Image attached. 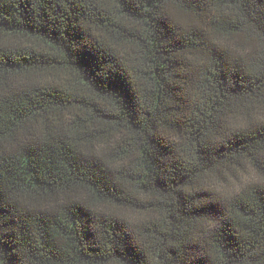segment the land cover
Segmentation results:
<instances>
[{
	"label": "trees",
	"instance_id": "16d2710c",
	"mask_svg": "<svg viewBox=\"0 0 264 264\" xmlns=\"http://www.w3.org/2000/svg\"><path fill=\"white\" fill-rule=\"evenodd\" d=\"M0 264H264V0H0Z\"/></svg>",
	"mask_w": 264,
	"mask_h": 264
}]
</instances>
